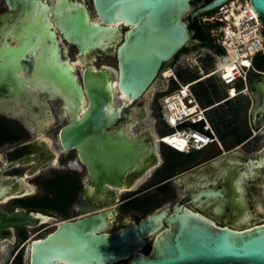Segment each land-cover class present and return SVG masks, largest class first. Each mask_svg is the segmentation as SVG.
<instances>
[{
	"label": "flooded vegetation",
	"instance_id": "af4514ba",
	"mask_svg": "<svg viewBox=\"0 0 264 264\" xmlns=\"http://www.w3.org/2000/svg\"><path fill=\"white\" fill-rule=\"evenodd\" d=\"M200 3L191 1L194 8ZM83 13L86 24L103 29L94 48L81 47L71 34L73 18L82 19ZM186 21L194 33L184 47L187 53L179 52L174 63L206 49L194 27L201 25L200 15L192 20L187 16ZM132 28L125 19L108 21L101 16L95 0H0V69H5L0 83V209L33 208L50 213L47 221L14 227L12 238H0V264H12L33 239L53 231L61 220L84 215L80 210L89 205L97 211L114 212L109 231L162 210L171 213L177 204L219 226L264 223V122L256 123V116L224 126L222 133L213 126L216 140L192 158L166 157L158 148L157 160L150 156L139 173L128 168L119 185H107L100 191L91 185L89 167L77 149L61 145L59 132L71 121L73 107L66 92L51 79L50 69L71 66L81 85L88 67L117 71V48ZM207 35L220 45L210 30ZM254 75L257 78L250 76L249 89L260 80L259 74ZM165 82L161 74L149 96L138 99L142 101L138 107H134L138 100H133L119 109L107 131L122 132L129 142L151 132L149 126L138 128V122L149 116L154 100L160 117L158 95L165 90ZM114 93L118 97L120 92L116 89ZM170 188L177 199H157L159 194H173ZM202 191L215 194L202 195ZM149 209L153 211L144 214ZM139 213L144 215L139 217ZM44 223L45 234L29 235ZM156 234L148 237L143 253L149 252Z\"/></svg>",
	"mask_w": 264,
	"mask_h": 264
},
{
	"label": "water",
	"instance_id": "95a60500",
	"mask_svg": "<svg viewBox=\"0 0 264 264\" xmlns=\"http://www.w3.org/2000/svg\"><path fill=\"white\" fill-rule=\"evenodd\" d=\"M191 1L95 0L105 19L122 18L133 26L117 48V71L88 67L81 85L71 66L50 69L51 79L66 92L73 107L71 121L60 129L59 141L66 149H77L89 167L91 185L99 191L119 185L128 168L139 173L147 158H158L159 142L152 131L129 142L124 133H111L107 127L130 100L149 96L161 81V71L172 67L175 56L190 42L194 30L188 27L186 17L192 20L213 12L229 0H209L195 8ZM248 1L264 27V0ZM72 21L71 34L80 46L96 47L103 29L86 24L84 13L82 19L74 17ZM4 73L1 68L0 83ZM257 74L260 80L252 87L261 90V99L250 94L254 98L250 115L264 112V72ZM116 89L125 100L116 96ZM96 209L95 205L84 206L80 210L84 215L61 220L53 231L33 239L27 264H125L127 260V264H264V223L219 226L177 204L171 213L162 210L109 231L114 212ZM49 217L48 211L33 208L0 209V238H12L14 227L33 226ZM156 232L149 252L143 253L148 237Z\"/></svg>",
	"mask_w": 264,
	"mask_h": 264
},
{
	"label": "built area",
	"instance_id": "2783aa9c",
	"mask_svg": "<svg viewBox=\"0 0 264 264\" xmlns=\"http://www.w3.org/2000/svg\"><path fill=\"white\" fill-rule=\"evenodd\" d=\"M200 24L210 27L208 30L218 38L225 52L221 59L228 60L219 61L207 73L189 82L179 80L175 70L178 61L161 72L164 79L175 82V87L165 89L158 97L159 118L167 131L158 134L157 140L183 153L202 150L216 140L208 110L240 95L250 97V76L259 71L253 65V59L256 55H264V27L248 0H229L215 11L200 15ZM197 53L184 55L180 61L197 65ZM208 74L215 76L224 86L225 96L204 107L197 100L192 86ZM184 87H187L186 92L182 90ZM166 137L173 138L168 141Z\"/></svg>",
	"mask_w": 264,
	"mask_h": 264
},
{
	"label": "rangeland",
	"instance_id": "374dc122",
	"mask_svg": "<svg viewBox=\"0 0 264 264\" xmlns=\"http://www.w3.org/2000/svg\"><path fill=\"white\" fill-rule=\"evenodd\" d=\"M73 55V52H71ZM199 56L197 58V65L196 67H194L193 65L188 64L187 62L184 61H178L176 63L175 66V70L178 76V72L181 74H186V73H193L195 75V77H200L202 74L207 73L210 69L214 68L220 61V58L214 56L210 51L206 50V49H202L199 50L198 53ZM184 58V56H183ZM109 61V60H106ZM113 64V62H112ZM199 69V70H196ZM256 73H253L251 75L252 79L255 80L257 77H255ZM179 80L182 81L181 77L178 76ZM204 83L205 85H208V90H209V95H211V99L216 100L220 97H224L225 96V89L224 86H222L219 81L217 80V78L215 76H210L207 78H204L202 80H200L199 82H197L196 84H194L192 86V90L194 92V90L198 89V83ZM210 85V86H209ZM165 89H173L175 87V83L173 82V80H168L165 82ZM215 90V92H214ZM195 94V92H194ZM196 95V94H195ZM159 96V95H158ZM142 103V101L138 100L134 103V107H138L140 104ZM254 103V98L253 96H247V95H240L238 97L229 99L225 102L220 103L219 105H217L216 107L208 110L207 114H212V113H218L220 111L226 112V113H230L227 117H225L224 122H221L222 125L221 128L223 130H225L224 126H232V125H237L240 123H244L246 122L248 116L250 115V110L249 108L252 107V104ZM202 105V104H201ZM237 107L238 111L237 114H235V116H233L232 112L233 110H231L232 107ZM150 110L151 113L148 115H146V118H144L143 120H140L138 122V128L139 127H146L149 126L151 127V131L154 134H162L164 132L167 131V129L165 128V126L162 125L161 120L159 118V112L157 109V104L154 100V102H152V105L150 106ZM226 131V130H225ZM158 148L159 150L162 152L163 155H165L167 157V155L169 156L170 154H174V155H179L183 158H192L195 155H197L199 153V151H191L190 153H182V154H175L172 151H170L165 144L163 143H158ZM31 182L33 183L34 180H31ZM172 193L169 196H165L164 194H159L157 197V199H161L164 201H168V199H177L179 196L175 195L174 190L172 188H170ZM166 203V202H164ZM151 211H153V209H149V211H147L144 214L150 213ZM143 213H139V217L144 215ZM47 224H42L34 229H32L30 231V236L34 237V236H40L46 233L47 228H45ZM45 226V227H44ZM22 244H20L21 246ZM26 247L22 248V264H26V256H27V251H26Z\"/></svg>",
	"mask_w": 264,
	"mask_h": 264
},
{
	"label": "trees",
	"instance_id": "16d2710c",
	"mask_svg": "<svg viewBox=\"0 0 264 264\" xmlns=\"http://www.w3.org/2000/svg\"><path fill=\"white\" fill-rule=\"evenodd\" d=\"M201 3L202 2H207L209 0H200ZM194 27L196 28L199 36L201 37L202 40V45L209 50L212 54L223 57L225 52L223 50V48L218 45V44H213L212 43V38H210L207 35V30L210 28L209 26H205V25H198V24H194ZM264 33V30H263ZM187 53V49L186 48H182L180 50V53ZM253 65L254 67L259 70V71H264V55H256L253 59ZM178 76L181 77L183 82H189L192 81L194 79H196L197 77H195V75L193 73H186V74H181L178 72ZM174 82V81H173ZM175 83V82H174ZM210 86V85H209ZM197 100L199 101L200 104H202V106L207 107L212 105L214 102H218L221 99H223L224 97H220L216 100L211 99V95H209V90H208V85H205L204 83H198V89L194 90ZM215 92V90H214ZM216 107V106H215ZM214 108V107H213ZM212 109V108H211ZM231 110H233L232 114L233 116H235V114H237L238 108L237 107H232ZM230 113H226L223 111L220 112H216V113H212V114H208V117L212 123V125L218 129V131L220 133L223 132V129L221 128L220 125L221 122H224L225 117H227ZM170 151H172L175 154H182L183 152H179L175 149L170 148L169 146L165 145ZM33 206H38L37 204H32ZM48 205V204H46ZM45 207V205H43ZM21 251L18 253V255L16 256L15 260L13 261L12 264H22V255H21Z\"/></svg>",
	"mask_w": 264,
	"mask_h": 264
},
{
	"label": "bare ground",
	"instance_id": "6f19581e",
	"mask_svg": "<svg viewBox=\"0 0 264 264\" xmlns=\"http://www.w3.org/2000/svg\"><path fill=\"white\" fill-rule=\"evenodd\" d=\"M166 74H167V73H166ZM211 75H212V74H208V75L205 76V78H206V77H209V76H211ZM260 87H261V86H260ZM182 90H183L184 92H186L187 87L182 88ZM249 91H250V94H251V95L256 96L257 98H259V96H260V99H261V90H260V89H255V88H253V89H249ZM118 95H119L120 97L124 98V99H122V100H125V99H126V96H125V95H123V94H121V93H118ZM130 101H133V100H130ZM191 110H194L193 107L191 108ZM254 116H256V117L258 118L257 120H254L256 123H262V122H264V112H263V113H258L257 115H256V113H255V114L252 113V117H254ZM172 138H173V137H166L165 140L170 141ZM29 242H30V240H29ZM28 248H29V246L26 248L27 254H28ZM27 261H28V255L26 256V263H27Z\"/></svg>",
	"mask_w": 264,
	"mask_h": 264
},
{
	"label": "snow or ice",
	"instance_id": "6c2138e0",
	"mask_svg": "<svg viewBox=\"0 0 264 264\" xmlns=\"http://www.w3.org/2000/svg\"><path fill=\"white\" fill-rule=\"evenodd\" d=\"M199 139V138H198Z\"/></svg>",
	"mask_w": 264,
	"mask_h": 264
}]
</instances>
